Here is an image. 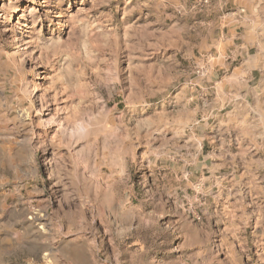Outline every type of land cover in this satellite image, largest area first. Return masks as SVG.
I'll return each instance as SVG.
<instances>
[{
    "label": "rangeland",
    "instance_id": "1",
    "mask_svg": "<svg viewBox=\"0 0 264 264\" xmlns=\"http://www.w3.org/2000/svg\"><path fill=\"white\" fill-rule=\"evenodd\" d=\"M0 264H264V0H0Z\"/></svg>",
    "mask_w": 264,
    "mask_h": 264
},
{
    "label": "bare ground",
    "instance_id": "2",
    "mask_svg": "<svg viewBox=\"0 0 264 264\" xmlns=\"http://www.w3.org/2000/svg\"><path fill=\"white\" fill-rule=\"evenodd\" d=\"M88 132H89V128L86 126L84 127L82 126L81 130L78 133H80L81 135H85Z\"/></svg>",
    "mask_w": 264,
    "mask_h": 264
},
{
    "label": "crops",
    "instance_id": "3",
    "mask_svg": "<svg viewBox=\"0 0 264 264\" xmlns=\"http://www.w3.org/2000/svg\"><path fill=\"white\" fill-rule=\"evenodd\" d=\"M256 89L259 90L260 93H263V92H262V88H256ZM240 101H245V100H241V99H240Z\"/></svg>",
    "mask_w": 264,
    "mask_h": 264
}]
</instances>
